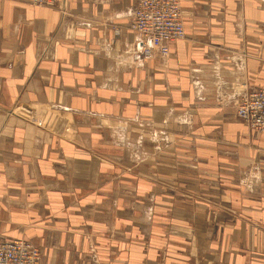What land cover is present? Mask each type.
Segmentation results:
<instances>
[{
	"label": "crops",
	"instance_id": "obj_1",
	"mask_svg": "<svg viewBox=\"0 0 264 264\" xmlns=\"http://www.w3.org/2000/svg\"><path fill=\"white\" fill-rule=\"evenodd\" d=\"M179 1L185 36L139 58L137 0H0L1 240L40 264H264V134L235 113L264 87V0Z\"/></svg>",
	"mask_w": 264,
	"mask_h": 264
},
{
	"label": "built area",
	"instance_id": "obj_2",
	"mask_svg": "<svg viewBox=\"0 0 264 264\" xmlns=\"http://www.w3.org/2000/svg\"><path fill=\"white\" fill-rule=\"evenodd\" d=\"M34 5L54 6L57 0H30ZM129 28L135 34L131 55L152 58L169 55L170 44L185 36L179 0H137L130 12ZM236 116L253 132L264 134V87L242 92L236 100ZM41 252L25 239H0V264H40Z\"/></svg>",
	"mask_w": 264,
	"mask_h": 264
},
{
	"label": "rangeland",
	"instance_id": "obj_3",
	"mask_svg": "<svg viewBox=\"0 0 264 264\" xmlns=\"http://www.w3.org/2000/svg\"><path fill=\"white\" fill-rule=\"evenodd\" d=\"M141 129H148L149 133H152L153 127H151V122H134ZM130 122H119L118 125L114 128L117 133L116 136H112L113 143L122 150V156L128 161H133L134 163L144 162L147 153L144 150V142L146 137L136 136L132 137L127 135L128 130H130ZM154 129V128H153ZM150 142L154 144V148L157 151H161L163 147L169 144L170 140L168 137L158 136L157 132H153L148 138ZM95 258V257H93Z\"/></svg>",
	"mask_w": 264,
	"mask_h": 264
}]
</instances>
